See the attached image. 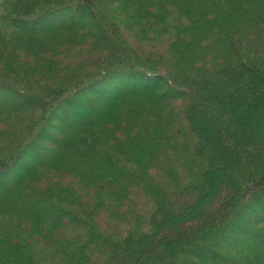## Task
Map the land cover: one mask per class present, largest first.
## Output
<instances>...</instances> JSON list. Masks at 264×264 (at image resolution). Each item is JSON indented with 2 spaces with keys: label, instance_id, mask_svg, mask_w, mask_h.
Segmentation results:
<instances>
[{
  "label": "trees",
  "instance_id": "trees-1",
  "mask_svg": "<svg viewBox=\"0 0 264 264\" xmlns=\"http://www.w3.org/2000/svg\"><path fill=\"white\" fill-rule=\"evenodd\" d=\"M263 110L264 0L0 4V264H264Z\"/></svg>",
  "mask_w": 264,
  "mask_h": 264
},
{
  "label": "rangeland",
  "instance_id": "rangeland-1",
  "mask_svg": "<svg viewBox=\"0 0 264 264\" xmlns=\"http://www.w3.org/2000/svg\"><path fill=\"white\" fill-rule=\"evenodd\" d=\"M16 2H17V0H0V4H1V6H4L5 4L6 5H11V4H16ZM96 99L97 100H99V102H101L102 101V97L101 96H99L98 94H96ZM244 101H242V103H243ZM242 103L240 102L239 103V107L242 105ZM81 110L83 111V112H86V113H88V114H91V110H89V108H86V107H82L81 108ZM262 114L264 115V110L262 111ZM260 124H258V126H259ZM57 134L59 135V132H57ZM241 249L239 248V247H233L231 250H229V251H227V250H225V249H221L219 252H221L222 254H224V255H231V254H235L236 252H239Z\"/></svg>",
  "mask_w": 264,
  "mask_h": 264
}]
</instances>
